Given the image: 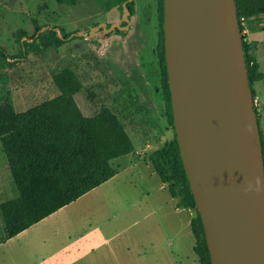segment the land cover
<instances>
[{"label": "rangeland", "instance_id": "374dc122", "mask_svg": "<svg viewBox=\"0 0 264 264\" xmlns=\"http://www.w3.org/2000/svg\"><path fill=\"white\" fill-rule=\"evenodd\" d=\"M106 3L107 0H77L73 5H58L54 0H0V49L8 57L19 55L17 31L25 32V41H22L26 44L24 60L0 59V99L9 97L14 110L23 112L59 94L75 92L74 99L85 116L103 111L113 114L132 142L129 157L135 165L122 168L126 159L114 160V168L121 166L118 176L104 186L101 194L85 200L84 206L96 210L98 202L104 204L105 212H101L99 221L103 223L109 218L119 222V232L124 230L116 243L134 236L146 249L147 237L151 235L159 248L161 260L157 261L189 264L187 257H196L190 248L193 238L190 229L186 230L183 225L180 230L178 225L173 228L174 223H166L165 214L170 205H163L168 194L161 190L151 163L155 160L162 164L157 153L177 140L174 124L170 126L165 117L155 55L157 0H134V14L129 18H126L127 11L123 14L117 9L105 11ZM258 21L264 22V15L253 18L252 23L256 25ZM33 22L41 28L35 39L31 38ZM122 22L126 25L122 26ZM53 29L58 36L59 29H63L70 38L60 46L54 43L44 47L41 37ZM117 31L126 34L121 36ZM261 88V84L253 87L259 94ZM252 99L258 100L256 96ZM262 99V104L258 100L256 112L258 136L263 140L264 168ZM168 167L165 162L167 174ZM0 185L4 187L0 202L17 197L9 172L0 174ZM165 187L168 189V184ZM184 209L189 219L197 211ZM0 222L3 227L1 215ZM145 229L150 230L144 232ZM173 230H180V235L176 236ZM179 240L182 241L180 250L175 248ZM149 260L153 263L155 256L150 254Z\"/></svg>", "mask_w": 264, "mask_h": 264}, {"label": "water", "instance_id": "95a60500", "mask_svg": "<svg viewBox=\"0 0 264 264\" xmlns=\"http://www.w3.org/2000/svg\"><path fill=\"white\" fill-rule=\"evenodd\" d=\"M181 161L211 264H264V168L234 0H164ZM259 177L262 190L246 191Z\"/></svg>", "mask_w": 264, "mask_h": 264}, {"label": "trees", "instance_id": "16d2710c", "mask_svg": "<svg viewBox=\"0 0 264 264\" xmlns=\"http://www.w3.org/2000/svg\"><path fill=\"white\" fill-rule=\"evenodd\" d=\"M58 5H73L77 0H54ZM237 19L247 20L264 15V0H234ZM134 0H107L104 10L117 9L120 14H134ZM158 35L155 55L158 61L160 86L167 123L174 124L171 92L168 81L164 44V0H157ZM34 23L35 39L41 28ZM126 24L122 22V26ZM240 26V25H239ZM42 35L44 47L55 43L60 46L70 34L59 29ZM241 32V28H240ZM121 36L125 32L117 31ZM21 51L8 57L0 49V59L24 60L25 32L17 31ZM24 39V41H22ZM76 39V37L71 38ZM244 62L249 90L255 96L252 85L261 79L258 65L252 55L251 45L242 37ZM70 88V87H69ZM74 93L59 94L26 111L16 112L9 97L0 99V146L8 171L15 184L17 197L0 203V214L7 238H13L59 209L76 201L117 174L112 162L131 154L133 145L123 126L109 111L85 116L74 99ZM257 125L256 108L253 107ZM260 147L263 148L261 136ZM153 160L155 173L173 197H179L181 205L196 210L188 185L177 140L157 153ZM169 165V174L165 169ZM175 187L178 191H175ZM195 240L194 252L199 264H211L204 229L200 216L190 221Z\"/></svg>", "mask_w": 264, "mask_h": 264}, {"label": "crops", "instance_id": "0c3cea01", "mask_svg": "<svg viewBox=\"0 0 264 264\" xmlns=\"http://www.w3.org/2000/svg\"><path fill=\"white\" fill-rule=\"evenodd\" d=\"M252 20L247 21L244 39L251 45L252 55L261 73V79L254 82L252 87L255 84H261V94L254 89L253 91L262 104V98H264V94L262 95V91H264V22L258 21V24L255 25ZM129 156L130 154L121 157L126 159V165L123 164L122 168H130V166L135 165L130 161ZM116 169L117 174L114 177L13 238L6 237L4 225L2 227L0 222V264H163V262L156 260H161V257L153 236L147 237V250L134 236L116 243V239L124 230L119 232L117 229L119 222L111 221L109 218L105 219L103 223L99 221V215H102L101 212H105L104 204L98 202L96 210L87 208L83 204L93 194L102 193L104 186L118 176L121 166L116 167ZM3 171L6 174L9 172L0 146V174H4ZM160 188L168 194V197H165L163 207L170 205L165 214L167 216L166 223L168 225L174 223L172 227L175 228L176 224L180 230L183 229V225L186 230L190 229L191 218L189 219L184 213L185 209L179 204V197H173L162 182ZM2 193L4 194V187L0 185V196ZM183 213L184 216L182 217L181 214ZM149 230L145 229L144 232ZM180 230H173L176 236L180 235ZM181 242L179 240V244H175L176 249L180 250ZM190 243V248L196 256L194 237L192 240L190 239ZM172 246L173 244L170 243L169 247ZM150 254L155 256L153 263L149 260ZM187 260L189 264H199L197 256L195 258L187 257ZM178 264L180 263L178 262Z\"/></svg>", "mask_w": 264, "mask_h": 264}, {"label": "built area", "instance_id": "2783aa9c", "mask_svg": "<svg viewBox=\"0 0 264 264\" xmlns=\"http://www.w3.org/2000/svg\"><path fill=\"white\" fill-rule=\"evenodd\" d=\"M247 19H245L244 17H241L238 21V24L240 25L239 27L241 28V37L244 38V34H245V29H246V24H247ZM245 41V39H244ZM260 102L258 100H253V107L257 108V106H259Z\"/></svg>", "mask_w": 264, "mask_h": 264}, {"label": "clouds", "instance_id": "9594fccd", "mask_svg": "<svg viewBox=\"0 0 264 264\" xmlns=\"http://www.w3.org/2000/svg\"><path fill=\"white\" fill-rule=\"evenodd\" d=\"M254 184H255V187L253 188V184L249 183L247 185L246 191L260 192L262 190L261 180L259 177L255 178Z\"/></svg>", "mask_w": 264, "mask_h": 264}]
</instances>
